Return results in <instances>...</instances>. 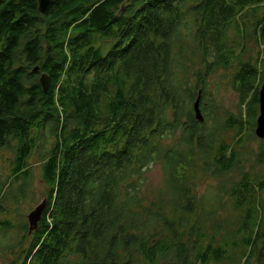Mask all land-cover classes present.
<instances>
[{
    "label": "trees",
    "instance_id": "1",
    "mask_svg": "<svg viewBox=\"0 0 264 264\" xmlns=\"http://www.w3.org/2000/svg\"><path fill=\"white\" fill-rule=\"evenodd\" d=\"M262 83L264 0H0V264H264Z\"/></svg>",
    "mask_w": 264,
    "mask_h": 264
},
{
    "label": "water",
    "instance_id": "2",
    "mask_svg": "<svg viewBox=\"0 0 264 264\" xmlns=\"http://www.w3.org/2000/svg\"><path fill=\"white\" fill-rule=\"evenodd\" d=\"M38 10L43 13L47 7L49 0H37ZM36 69V68H35ZM39 81L42 89H46L48 83V76L45 73L39 75ZM258 115L256 117V124L254 127V133L258 138H264V83H262L258 89ZM193 109L195 117L199 120H203L199 109V95L196 97L193 103ZM45 206V198H43L37 205H35L26 215L28 233L30 234L37 228L38 222L42 216V210Z\"/></svg>",
    "mask_w": 264,
    "mask_h": 264
},
{
    "label": "rangeland",
    "instance_id": "3",
    "mask_svg": "<svg viewBox=\"0 0 264 264\" xmlns=\"http://www.w3.org/2000/svg\"><path fill=\"white\" fill-rule=\"evenodd\" d=\"M219 98L225 107H227L228 109H231L233 111L237 110V106H236L237 100H238L237 94L232 89H230L228 86H226L224 84H222L220 86ZM255 144H256V142L254 143V145ZM0 155H1V157H9V156H11V152L4 149L1 151ZM2 163H3V160L0 159V171L1 172H2V168H1ZM34 167L36 169H35V176H34V180H33V186L35 189V195H36L37 200L34 201L32 204L30 202V203L23 205V208L25 210V218H26L27 213L43 199L42 190H43L44 186H43V183L40 182V180H39L40 178H39V173L37 170L38 169L37 165L34 164ZM145 176H146V181L148 182L147 187L149 189H151V187L153 185H158L161 181V172H160L159 165H152L151 167H149L146 171ZM26 221H27V219H26Z\"/></svg>",
    "mask_w": 264,
    "mask_h": 264
}]
</instances>
